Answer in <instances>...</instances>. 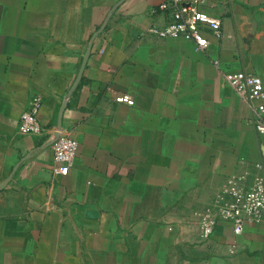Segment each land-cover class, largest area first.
<instances>
[{
  "label": "crops",
  "instance_id": "0c3cea01",
  "mask_svg": "<svg viewBox=\"0 0 264 264\" xmlns=\"http://www.w3.org/2000/svg\"><path fill=\"white\" fill-rule=\"evenodd\" d=\"M163 1L0 0V264H264V224L203 240L196 215L229 176L264 175V134L224 77L264 82V0H203L222 19L205 51L148 32L171 20ZM35 95L45 130L21 135ZM58 132L78 143L66 175Z\"/></svg>",
  "mask_w": 264,
  "mask_h": 264
},
{
  "label": "built area",
  "instance_id": "2783aa9c",
  "mask_svg": "<svg viewBox=\"0 0 264 264\" xmlns=\"http://www.w3.org/2000/svg\"><path fill=\"white\" fill-rule=\"evenodd\" d=\"M203 0H164L152 11L171 13V20L163 27L152 25L148 32L160 38H184L195 43L196 50L205 51L208 41L205 31L221 35L222 19L199 8ZM220 61L214 64L219 66ZM226 81L250 104L256 130L264 134V82L261 76L244 71H227ZM117 102L135 104L128 93L116 94ZM42 99L35 95L20 116L18 132L21 135H37L44 132L38 119ZM57 170L68 174L74 164L78 143L66 134H58L52 143ZM261 170L263 165L256 164ZM200 237L208 240L220 221L231 224L235 235L244 232L247 224H264V175L256 173L249 179L248 173L229 176L218 190L213 204L198 212ZM235 247V246H234Z\"/></svg>",
  "mask_w": 264,
  "mask_h": 264
},
{
  "label": "water",
  "instance_id": "95a60500",
  "mask_svg": "<svg viewBox=\"0 0 264 264\" xmlns=\"http://www.w3.org/2000/svg\"><path fill=\"white\" fill-rule=\"evenodd\" d=\"M88 214L89 215H97V212L95 210H89Z\"/></svg>",
  "mask_w": 264,
  "mask_h": 264
}]
</instances>
